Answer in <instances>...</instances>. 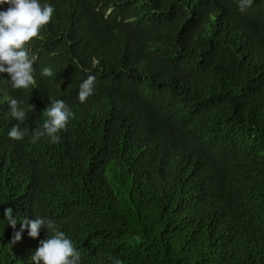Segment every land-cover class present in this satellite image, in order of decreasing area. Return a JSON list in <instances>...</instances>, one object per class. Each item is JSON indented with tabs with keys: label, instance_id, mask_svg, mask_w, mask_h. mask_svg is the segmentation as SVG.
<instances>
[{
	"label": "trees",
	"instance_id": "1",
	"mask_svg": "<svg viewBox=\"0 0 264 264\" xmlns=\"http://www.w3.org/2000/svg\"><path fill=\"white\" fill-rule=\"evenodd\" d=\"M39 3L55 11L26 45L35 84L0 73V264H34L37 215L79 264H264V0ZM55 100L73 117L33 143Z\"/></svg>",
	"mask_w": 264,
	"mask_h": 264
},
{
	"label": "clouds",
	"instance_id": "2",
	"mask_svg": "<svg viewBox=\"0 0 264 264\" xmlns=\"http://www.w3.org/2000/svg\"><path fill=\"white\" fill-rule=\"evenodd\" d=\"M8 5L7 10L0 11V73H8L14 89H27L35 84L33 76L34 58H30L26 45L39 35L43 26L50 23L54 14V7L48 4L41 5L39 0H0V5ZM252 0H239V10L246 11ZM42 76L51 77V68L45 67ZM95 76L88 75L81 84L78 99L84 103L93 94ZM11 115L17 121L23 122L26 117L25 110L20 106L22 102L10 99ZM32 107V106H31ZM47 119L44 121L43 130L37 129L33 135V143L42 136L47 135L52 143L59 142L58 133L66 129L73 113L63 100L53 101L44 111ZM9 138L23 139L25 131L19 125H14L9 133ZM11 207L4 210L8 223L15 228L16 220L13 219ZM29 229V236L36 238L41 229L47 230V238L40 241V246L32 256L34 264H79L80 255L71 239L60 231L54 220L36 216L34 220H25L22 224ZM51 233V235H49ZM21 239V233L16 232L11 244ZM10 244V245H11ZM115 264L121 261L115 260Z\"/></svg>",
	"mask_w": 264,
	"mask_h": 264
}]
</instances>
